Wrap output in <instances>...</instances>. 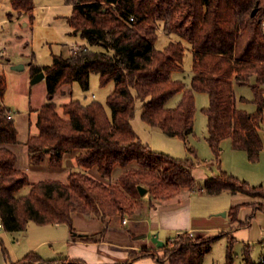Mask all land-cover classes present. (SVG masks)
<instances>
[{"label":"trees","instance_id":"1","mask_svg":"<svg viewBox=\"0 0 264 264\" xmlns=\"http://www.w3.org/2000/svg\"><path fill=\"white\" fill-rule=\"evenodd\" d=\"M69 23L73 34L87 42L70 57L54 55L51 65L31 64L32 76L45 73L48 101L37 110L38 132L27 139L32 164L48 162L61 166L68 152L78 151L79 165L111 178L117 167L125 170L118 180L104 182L86 172L72 171L67 181L45 179L31 183L26 171L17 167L18 158L8 147L18 142L14 118L4 104L7 81L0 75V221L6 232L26 231L30 222L38 225H67L75 234V213L110 222L113 217L132 216L141 200L139 186L147 189L150 201L173 198L183 189L198 186L193 175L195 162L153 151L141 142L132 126L138 101L142 120L182 140L193 133L196 92L209 95L207 141L220 164L222 141L229 138L235 150H244L257 162L264 148V0H70ZM12 9L34 20V0H11ZM134 17L132 21L130 18ZM170 41L157 49L159 24ZM188 44L193 53L192 77L188 87L173 73L183 70ZM100 47L102 50H96ZM92 74L101 86L114 83L106 106L98 101L82 104L70 100L58 105L54 99L65 86L77 82L88 90ZM235 84L251 85L257 110L237 108ZM69 94L71 92L69 91ZM177 94L176 106L168 105ZM243 100V99H242ZM30 185L27 194L20 191ZM211 195L238 192L264 199V186H251L226 172L205 182ZM252 207L244 221L242 208ZM264 203L231 207L232 230L248 228ZM193 239L188 233L167 240L157 256L152 250H132L126 261L137 264L153 257L158 264H203L204 256L220 237ZM85 241L89 238L85 237ZM229 239L226 264H235ZM6 259L9 253L0 237ZM251 246L243 250V264H264V256L253 259ZM14 264H86L79 259H44L29 252Z\"/></svg>","mask_w":264,"mask_h":264},{"label":"rangeland","instance_id":"2","mask_svg":"<svg viewBox=\"0 0 264 264\" xmlns=\"http://www.w3.org/2000/svg\"><path fill=\"white\" fill-rule=\"evenodd\" d=\"M34 2L36 5L34 20L30 22L29 15L18 13L12 9L11 0H0V75H4L7 81L4 104L10 108L19 133L18 142L10 144L8 147L18 158L17 167L27 172L31 183L45 179L67 181L68 175L72 171L86 172L104 182H112V177L101 176L96 168L87 169L79 165L76 161L78 151L68 152L61 166H52L48 162L35 165L29 159L27 139L29 135L38 132L36 125L37 110L48 101L46 80L43 79L37 83L33 82L31 64L51 65L54 55L67 56L72 47L87 44L80 34H73V29L69 23V18L73 12L70 0H34ZM163 27V23H160L159 37L155 43L157 49H163L170 41H179L177 36L166 34ZM186 46L188 48H186L184 56L183 70L174 72L173 79L182 80L189 86L194 57L189 49L190 46L188 44ZM94 49L102 50L100 47H94ZM17 65H24V68L15 70L14 66ZM113 90V82L106 86H101L99 75L92 74L88 90H83L80 84L75 82L72 86L63 87L61 92L56 95L54 101L58 105L67 103L72 99L79 100L85 105L92 101H98L104 104L109 111L106 100ZM69 91L71 94H69ZM235 91L238 97V105L249 113L256 112L257 105L254 101L255 95L251 85L243 84L239 86L235 84ZM180 98L181 94H177L169 101L168 105L171 107L175 106ZM209 104L210 99L207 93L196 92L194 131L185 141L179 137H170L161 129L153 128L146 124L142 120L141 101L137 102L135 116L131 121L132 126L141 142L148 145L153 151L176 159L193 160L196 164L194 168L197 177L196 181L198 185L200 184V187H204L206 182L201 176L203 178L204 176L215 178L222 171L228 175H233L241 181H246L251 186H264V148L259 160L251 162L247 153L244 150L233 149L231 139L227 138L221 144V162L220 164L216 162L214 153L207 141V116L203 112V109L207 108ZM117 169L119 170L120 167H117ZM30 188V185L24 187L19 194H27ZM224 192L218 196L208 193L201 195L198 192H194L191 196L189 194H184L185 196L179 194L166 200V205L162 204L161 208L163 207V210H167L168 208L191 205L193 215L198 222L204 219L208 221L212 218H216L217 221H219L218 219L224 220L231 209L232 202H234V197L230 192ZM141 197L139 205L142 199H147V202L150 200L147 194ZM245 197L249 201L246 204L254 202L256 204L264 203V199L259 197ZM223 213H225V216ZM245 217L246 214H243L241 216L242 220H245ZM73 219L75 233L80 228H90L93 223L85 215L77 213L73 215ZM131 220L133 223L134 220ZM255 220L256 222L254 223ZM252 222L253 224L250 227L238 229V231L236 230L237 232L233 233L235 242L232 251L235 264H243L244 243L250 242V238L256 240L259 237L260 230H263L261 228H264V214H256ZM210 224L207 223L205 225ZM106 225L109 228L114 227L124 231L127 228L126 225L122 224L121 219H116L115 217ZM133 225H135V222ZM137 228L142 227L139 225ZM3 231H0V237L3 239L9 256L14 260H21L31 251L38 252L47 260L64 257L68 254V243L66 241L70 237L71 231L65 224L52 226L38 225L31 222L27 231L15 232L13 235H5ZM176 236V233L172 235L173 238H176ZM216 236H219V233L212 232L209 234V237ZM192 238L197 239L198 237L192 236ZM234 238L227 236L218 238L213 243V248L205 254L203 264H226L228 241ZM251 243L255 244L253 248L251 247V255L253 259L258 260L264 254V246H261L257 240ZM141 251L137 250L136 252L141 253ZM152 253L157 256L164 255L163 251H159L157 248L152 249Z\"/></svg>","mask_w":264,"mask_h":264},{"label":"crops","instance_id":"3","mask_svg":"<svg viewBox=\"0 0 264 264\" xmlns=\"http://www.w3.org/2000/svg\"><path fill=\"white\" fill-rule=\"evenodd\" d=\"M168 44L169 43H167L166 46ZM79 46L80 45L72 47L69 51V54L64 57L65 58L70 57L74 52V50H76ZM186 48L188 47L186 46ZM189 49L191 50L190 47ZM93 97L95 96L93 95ZM238 104L239 102L237 97V108L240 110H244ZM124 170L125 169L121 167L119 170L117 168L114 170L111 179L113 183H115L118 180L119 176L122 174ZM193 175L197 179L194 169H193ZM201 178L205 179V181L211 179L208 176H204V178L201 176ZM199 185L195 189L183 190L180 193V195L189 194L191 196L194 192H198L201 195L207 193L206 189L204 187H200ZM226 192H230V191H226ZM230 194L234 197L233 198L234 202H232L231 207L238 204H246L249 202L245 197L247 195L243 193L238 192L236 194H233L232 192H230ZM166 200L169 199H165L161 201L149 200V202H147V199H142L141 204L139 205V207H137L135 213L132 216H125L124 218H120V216H116L115 217L116 219H121L122 224L126 225L127 228L125 231L121 229L119 230L118 228H114V227L109 228V226L106 225V223L103 222L102 220L90 216H86L88 220H91V222H93L92 226L87 229L80 228L79 230H77L75 234L71 233L70 237L66 241L68 243L67 256L59 257V258L57 257L53 259H61V258L79 259L85 262L86 264H112L120 261H126L132 250H136V251L152 250L154 248H157V250L162 251L160 250L161 248H158L151 240V236L154 234H158L159 238L165 241L166 243L167 240L175 239L172 237V235L175 233L177 234L176 238L183 233H188L193 237L195 236V237L207 238L209 237V234L212 232L219 233V235L221 234L222 236L220 237L227 236L234 238L233 233L238 231V230L237 231L232 230L235 226H237L238 223L237 222L231 223L228 213L226 216L224 215L225 216L224 220L218 219L219 221H217L216 218H212L209 219L208 221L204 219L203 221L198 222L195 219V216L193 215V209L191 205L168 208L167 210H163L162 209L163 207L161 208V205L162 204L164 205ZM251 213H252V207L249 205L244 206L240 212L239 220L244 221V219L242 220L241 216H243V214H246L247 217ZM258 213L264 214V212L260 210L256 212V214ZM125 219L127 220V223H124ZM131 219L134 220L133 223L135 222V225H133ZM255 222L256 220L254 221V223ZM207 223L209 224L211 223V224L205 225ZM138 224L142 228L138 229L137 228L139 226ZM52 226H60V225H52ZM261 229L263 230H260L259 237H257L256 240L261 246H264V228ZM3 232H5V235L15 234V232H6V231ZM85 237L89 238V240L85 241L84 239ZM236 240L238 239L236 238ZM256 240L250 238L249 239L250 242L246 243L245 240L242 239V241L245 242L244 243L245 246L249 245L252 248L254 247L255 244L251 242H255ZM31 252H36V251H31ZM261 256H264V254ZM18 261L20 260L18 259L14 260L10 256H9V260H7L3 252V247L0 245V264H14L17 263ZM137 264H158V263L155 258L148 257V258L140 259L137 262Z\"/></svg>","mask_w":264,"mask_h":264},{"label":"water","instance_id":"4","mask_svg":"<svg viewBox=\"0 0 264 264\" xmlns=\"http://www.w3.org/2000/svg\"><path fill=\"white\" fill-rule=\"evenodd\" d=\"M24 68V65H17V66H14V69L15 70H22ZM45 79V73L44 72H40L38 73L35 77H34V83H37L41 80ZM262 129L264 130V125H262ZM139 189V193L141 196H144L147 194V189L142 187V186H139L138 187ZM223 215H225V213H223ZM151 240L152 242L158 247V248H162L165 246V241L161 240L159 238V235L158 234H154L151 236Z\"/></svg>","mask_w":264,"mask_h":264},{"label":"built area","instance_id":"5","mask_svg":"<svg viewBox=\"0 0 264 264\" xmlns=\"http://www.w3.org/2000/svg\"><path fill=\"white\" fill-rule=\"evenodd\" d=\"M130 19L133 21L134 17L132 16ZM8 118H13V114L11 111L8 113ZM124 223H127L126 219L124 220ZM2 229H3V225H2V223H0V230H2ZM260 258H262V256Z\"/></svg>","mask_w":264,"mask_h":264}]
</instances>
